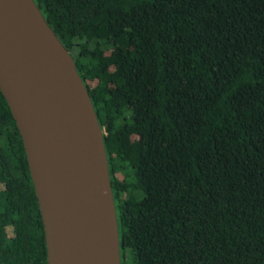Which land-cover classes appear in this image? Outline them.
<instances>
[{
    "label": "trees",
    "instance_id": "trees-1",
    "mask_svg": "<svg viewBox=\"0 0 264 264\" xmlns=\"http://www.w3.org/2000/svg\"><path fill=\"white\" fill-rule=\"evenodd\" d=\"M103 130L121 264H264V0H34ZM0 264H46L0 92Z\"/></svg>",
    "mask_w": 264,
    "mask_h": 264
},
{
    "label": "water",
    "instance_id": "water-1",
    "mask_svg": "<svg viewBox=\"0 0 264 264\" xmlns=\"http://www.w3.org/2000/svg\"><path fill=\"white\" fill-rule=\"evenodd\" d=\"M0 92L22 140L46 264H121L103 130L34 0H0Z\"/></svg>",
    "mask_w": 264,
    "mask_h": 264
}]
</instances>
